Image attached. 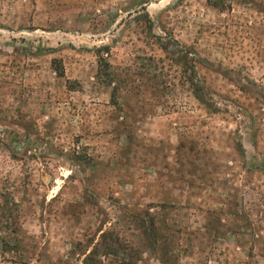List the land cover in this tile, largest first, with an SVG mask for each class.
<instances>
[{"label":"rangeland","instance_id":"rangeland-1","mask_svg":"<svg viewBox=\"0 0 264 264\" xmlns=\"http://www.w3.org/2000/svg\"><path fill=\"white\" fill-rule=\"evenodd\" d=\"M224 1L0 0V264H264V0Z\"/></svg>","mask_w":264,"mask_h":264},{"label":"trees","instance_id":"trees-1","mask_svg":"<svg viewBox=\"0 0 264 264\" xmlns=\"http://www.w3.org/2000/svg\"><path fill=\"white\" fill-rule=\"evenodd\" d=\"M207 2L210 6H212L215 9L225 10L226 3L224 0H207ZM185 57L188 67L191 71H193V73H195V68L197 64L200 65L209 64L207 59H202L201 57H199L197 53H192L191 51L187 52L185 54ZM54 63L56 67V61ZM109 66H110L109 63L103 57H100L99 74L102 77L108 76ZM56 68L59 75L63 76L64 75L63 70L58 69L59 68L58 66ZM190 87L197 101L205 105L208 109L214 108L213 102L211 101L212 99H209L210 93H208L205 86L198 87L192 81H190ZM241 90L245 91L246 89L241 87ZM263 95H264V91H263ZM146 215L148 216V221L143 224H146L144 225V228L148 236V239L150 240V243L152 244L153 247H155V249L156 246L160 244L164 248V246H166L165 241L162 242V240H160L156 217L152 215L150 212H147ZM101 238H102L101 242L96 243L94 247L84 255L85 256L83 260L84 264H101L102 258H112L116 261L117 264H141L143 262L145 263L138 249L129 246L126 243L120 242L119 239L115 238L112 234L105 235V233H103ZM6 248H8L7 249L8 251H4V252H16V251H10L11 248H13L10 247V244ZM166 248L168 251H170L169 245H167ZM167 250L165 249V251ZM170 255L171 254L169 252L163 253L162 255L163 259L161 260V263L174 264Z\"/></svg>","mask_w":264,"mask_h":264}]
</instances>
